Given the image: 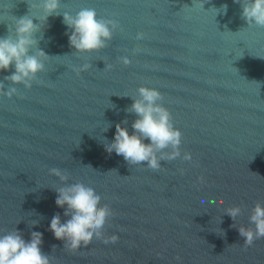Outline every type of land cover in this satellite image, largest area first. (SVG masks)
<instances>
[{"label": "water", "instance_id": "1", "mask_svg": "<svg viewBox=\"0 0 264 264\" xmlns=\"http://www.w3.org/2000/svg\"><path fill=\"white\" fill-rule=\"evenodd\" d=\"M39 2L0 0V37L14 38V19L33 15L30 52L48 56L31 88L4 79L14 68L0 72L5 88L18 89L0 96V232L43 233L50 264H264V237L247 245L238 231L254 228L251 210L264 204V26L248 25L234 0H60V15L46 21L31 7ZM222 4L226 13L214 14ZM83 7L119 23L100 49L77 53L62 13ZM125 50L128 62L118 58ZM141 84L161 91L192 161L161 159L152 170L105 147L117 123L133 131ZM51 168L100 190L113 213L103 232L117 241L68 246L53 236L49 222L65 212L56 189L68 181ZM231 206L241 209L235 219Z\"/></svg>", "mask_w": 264, "mask_h": 264}, {"label": "clouds", "instance_id": "2", "mask_svg": "<svg viewBox=\"0 0 264 264\" xmlns=\"http://www.w3.org/2000/svg\"><path fill=\"white\" fill-rule=\"evenodd\" d=\"M241 5L240 15L248 25L264 26V0H234ZM202 3L200 8H203ZM31 7L41 10L40 20L46 21L51 15H60V0H40L31 4ZM214 14H224L227 5L212 9ZM62 22L67 26L65 34L70 47L77 53L92 52L100 49L105 41L112 35L113 26L119 23L115 15L101 17L93 8H80L75 14L68 11L62 13ZM40 26L33 22V15L25 14L14 19L15 37H0V72H7L10 67L14 70L5 80H10L12 85L23 84L31 88L32 81L42 83L37 79V73L45 69L47 54L42 49L31 53L30 49L37 43L34 33ZM144 33L137 31L135 38L143 39ZM138 49H132L135 53ZM118 58L124 62L132 59L129 51L118 53ZM111 61L105 62V67ZM90 67L89 63L72 66V70L79 74ZM10 85L5 88L0 81V96L11 98L18 94V89ZM138 97L133 99L131 110L137 114V119L132 123L133 131L130 133L120 123L115 125L113 138L105 139V147L122 156L130 164L147 162V167L152 170L161 168L160 160H173L180 157L184 161H192V153L184 151L181 154V130L175 127L169 109L162 103L163 95L156 87L144 84L137 88ZM144 138L149 143L144 142ZM171 148L169 152L160 151ZM159 151V156L157 152ZM181 173L183 169H180ZM49 172L58 176L62 181H68L64 186L56 189L55 203L65 209L63 217L54 214L48 228L57 239L64 238V244L77 246L86 243L95 236L103 239L104 243L118 240L117 233L106 236L103 232L106 219L113 213L107 204L98 203L101 192L89 180L76 175L69 180L65 171L60 168H51ZM203 181V177H198ZM205 200L202 199L201 203ZM208 203H216L214 199H207ZM229 216L235 219L241 212L239 206L226 209ZM253 227L239 226V234L244 237V243L251 245L256 238L264 237V204L257 202L249 216ZM35 223V222H34ZM43 233L32 231L30 239H24L20 230L14 229L0 232V264H50L49 257L41 250Z\"/></svg>", "mask_w": 264, "mask_h": 264}]
</instances>
